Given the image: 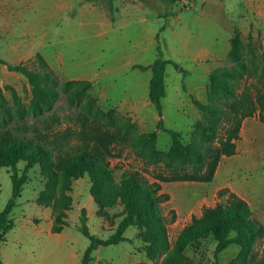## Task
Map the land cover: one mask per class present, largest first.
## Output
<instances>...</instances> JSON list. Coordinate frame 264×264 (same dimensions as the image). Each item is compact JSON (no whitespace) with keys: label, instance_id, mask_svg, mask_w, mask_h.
<instances>
[{"label":"rangeland","instance_id":"1","mask_svg":"<svg viewBox=\"0 0 264 264\" xmlns=\"http://www.w3.org/2000/svg\"><path fill=\"white\" fill-rule=\"evenodd\" d=\"M237 34L242 39L241 55L248 70L235 80L236 97H212L211 72L237 67L230 55L231 39ZM160 54L178 64L166 67L162 117L149 99L151 68L133 67L149 65ZM0 58L50 71L61 82L54 105L41 113H31L28 107L32 90L26 76L0 63L5 97L4 101L0 98V138L15 136L29 143L40 142L52 148L55 155L72 153L85 142L103 145L110 151L107 159L117 181L125 171L139 170L149 181L156 179L157 172H164L162 164L147 163L137 156L130 134L122 127L126 122H135L137 132L157 130V147L166 153L171 135L157 128V122L163 118L166 128L180 131L182 141L190 142L194 124L202 118L192 97L224 108L225 117L241 114L249 105L252 113L242 119L236 153L221 158L211 181H161L162 191L170 198L160 208L167 217L171 245L204 206L226 201L228 192H220L225 188L245 198L264 223V120L258 102L264 93V0H0ZM69 79L91 80L92 87L83 101L93 97L104 114L95 115L82 104H71L62 86ZM19 107L25 109L23 114L17 112ZM229 125L227 120L221 123V135ZM24 165L25 161L18 163L20 170ZM10 174V167H0V211L12 195ZM47 181L39 163L28 171L22 195L11 213L13 228L20 219L33 230L47 226L61 231L68 226L62 234L63 242L82 256L90 240L78 225L81 208L90 207L93 199L90 179L86 175L73 180L67 191L71 198L67 206L61 205L60 196L56 201L38 200L47 189ZM122 210L118 203L108 208V215L99 214L98 209L91 211V232L109 237L122 219ZM13 228L0 241V250L3 248L5 254L7 247L14 246L11 237L6 243ZM139 232L137 222L128 226L125 234L134 239L100 245L93 250L90 264H132L135 256L129 253L140 254L137 247L143 238ZM215 247L216 239L209 236L188 246L186 254L195 264H212ZM239 252L240 247L231 244L219 253L218 264H242L235 261ZM263 252L261 238L244 262L251 264ZM54 260L56 264H81L80 256L75 262L73 257L67 261L60 252ZM153 261L161 263V259Z\"/></svg>","mask_w":264,"mask_h":264},{"label":"trees","instance_id":"2","mask_svg":"<svg viewBox=\"0 0 264 264\" xmlns=\"http://www.w3.org/2000/svg\"><path fill=\"white\" fill-rule=\"evenodd\" d=\"M165 1L176 2L178 0ZM241 49L242 39L237 34L231 39L230 50L231 58L237 67L233 69L217 68L211 72L209 92L212 97H236L235 80L248 70L247 63L242 58ZM3 62L10 70L25 75L30 83L32 99L28 107L29 112L41 113L54 105L59 95L58 85L61 83L55 74L50 71L31 69L23 62L8 63L0 58V63ZM169 63L178 66L174 60L164 58L162 54L149 65L133 64L134 68L142 70L151 68L149 99L160 117L163 116L162 99L167 93L165 75ZM261 76L264 82V69ZM62 86L68 92V100L71 104H82L88 112L95 115L104 114L93 97L83 101L92 87L91 80L69 79L64 81ZM12 92L15 102L19 103L16 90L12 89ZM0 98L5 100L1 85ZM192 98L196 106L201 109L202 118L195 122L190 142L182 141L180 131L166 128L163 125V118L157 122V128L163 129L171 135L172 143L166 153L157 147V130L137 132V124L131 121L122 126L124 133L130 134V144L137 156L147 163L162 164L164 167V172L156 173L154 181H149L139 170L125 171L120 181H117L110 161L107 159L110 151L103 145H91L89 142H85L72 153L55 155L52 148L40 142L29 143L15 136L1 137L0 167L11 168L12 195L3 210L0 211V241L5 240L3 234L14 226L11 213L17 199L22 195L23 186L28 180V171L39 163L48 179L47 189L38 197L40 202H49L53 199L56 201V198L60 196L61 205H69L71 198L67 191L70 190L73 180L87 175L91 182L90 194L98 205L99 214L108 215V208L118 203L123 206L122 219L117 229L107 238H101L91 232L88 225L87 208H81L78 228L90 240L81 264H90L94 259L93 250L100 245L130 240L124 236V231L136 222L140 228L139 235L145 242L147 258L161 259V264H195L186 254V249L209 236L216 239L215 261L212 264H218L219 253L231 244L240 247L239 255L235 261L246 264L244 258L248 254H253L257 241L264 238V223L254 215L245 198L227 188L220 191L221 194L228 192L226 201L218 202L213 206H204L202 213L194 215L191 222L180 231L174 245H171L168 236L167 217L162 213L160 205L170 198V194L162 191L161 181H211L221 158L236 153V141L240 138L242 119L252 113L251 107L245 105L241 114L236 112L231 117H225L226 110L224 108L203 103L195 97ZM258 102L260 114L264 120V93L259 95ZM17 112L23 114L25 109L19 107ZM107 116H111V114L108 113ZM226 120L230 125L225 134L221 135L220 126ZM119 136H123V133H120ZM20 161H25L22 170L18 167ZM55 229L59 231L57 228ZM140 264L152 263L142 261ZM251 264H264V252Z\"/></svg>","mask_w":264,"mask_h":264},{"label":"crops","instance_id":"3","mask_svg":"<svg viewBox=\"0 0 264 264\" xmlns=\"http://www.w3.org/2000/svg\"><path fill=\"white\" fill-rule=\"evenodd\" d=\"M91 206H86L88 219L92 216L91 211L96 212L98 209L97 204L96 206L93 205V199H91ZM50 223L53 224V219L50 220ZM66 227L68 226H65L61 231H54L51 227L49 229L47 226L44 228H34L33 230L26 222L20 219V221L15 222V227L12 230L13 233L8 235L6 241V243L9 242V238L11 237L14 246L7 247L6 254L4 253V249L1 248L2 262L0 264H56L57 260H54V258L59 252L63 254L67 261L71 260L73 257L75 262L78 256L81 257L82 261L85 251L81 256L77 250L70 249L68 243L63 242L62 234ZM126 230L127 228L124 231V236L132 241L134 237L127 236L125 234ZM23 244H25V247L20 248ZM15 245H19L20 247L16 248ZM137 248L140 254L135 252L129 253L130 256L132 254L135 256L133 257L132 264H140L142 261H148L150 263L154 262L146 256L143 239L141 245ZM12 255L14 256L12 257ZM159 264L161 263L159 262Z\"/></svg>","mask_w":264,"mask_h":264}]
</instances>
